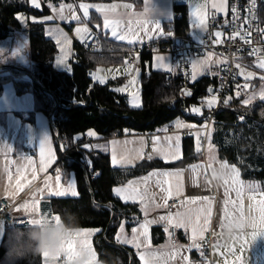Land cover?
Here are the masks:
<instances>
[{"label": "crops", "instance_id": "0c3cea01", "mask_svg": "<svg viewBox=\"0 0 264 264\" xmlns=\"http://www.w3.org/2000/svg\"><path fill=\"white\" fill-rule=\"evenodd\" d=\"M37 2L39 3L38 0ZM220 2L221 0H146L142 9H136L130 5V7L126 8L124 7L126 4L121 3L116 9V12L120 14L122 21L121 29L130 28L135 30L137 21L148 20L150 22L149 27L151 28V31L148 33L137 31L139 40L131 44L127 41H120L114 37L113 38L116 41H120L129 46L145 45L154 41H159L160 39H164L166 38V35L168 36V25L173 20L175 6L184 5L189 12L190 27L188 37L193 41H199L207 33L210 20H226L229 10V0H227L226 13L220 12L212 7L214 3L219 4ZM30 4L33 6L32 0H30ZM67 5L73 6L76 15L80 17L79 23L76 21L61 20L57 14L60 5L55 4L53 5V8L57 9V11L53 12L56 13L57 19L51 16L52 19L49 20L48 23L39 19H29L32 22L38 23L42 21L45 23L47 38L54 41L55 44H57V29H60L61 32L67 36L68 40L71 41V43L68 45H64L63 43L57 44L59 55L56 57L55 61L56 69L70 73L72 72V65L76 61L77 57V50L74 46L75 41L87 43L93 41L98 37V35L102 36L108 34L111 36V34L110 31H106L104 28V15L102 13L97 12L98 16L100 17V21L97 23L96 21L91 20L92 12H89L88 17L85 18L83 15V10H80L75 4ZM196 6H202V13L204 15L203 26L196 22V17L193 15V11ZM64 15L70 16L71 12L66 8ZM111 18L112 16L110 15V19ZM154 21L160 23L161 30L163 31L164 35H161L160 31L155 28L154 23H152ZM97 25H100V27H97ZM84 26H87L90 32L86 35L84 40H81L77 36L75 29L77 27ZM50 32L52 35L49 34ZM91 36H93L92 39H89ZM61 39L63 38L61 37ZM8 47L11 48L9 53L4 57L5 65L22 66L27 70L30 69L31 63L29 59V39H27V37L22 32H15V38L11 46L9 44H1L0 53H3ZM17 50H19L18 54L14 55L13 53H17ZM156 56L165 57L164 62L165 64L171 65V71H166L163 68L156 67ZM118 59L121 61H116L110 65H102L98 68L111 69L115 68V66L118 67V65L124 62L122 59ZM205 59H209V64L206 68H198L196 72V78L194 80L195 83L203 78L205 79V77L217 80L223 68L224 58L214 54H211L210 58L209 53L196 56L193 58V61H203ZM58 60H63V63L58 65ZM112 60L113 58L111 57L109 62ZM150 69L153 72H161L169 76L176 77L178 74V62L168 55L158 54L152 57ZM93 73V80H98L96 78L98 72L96 73L95 78ZM116 73L117 75H113V72H110L111 77H109L112 78L109 80L116 82L114 88L116 87L115 89H119L125 88V86H127L126 91L116 92L125 95L131 107L141 108L142 101L140 88L138 86L137 90L135 88V91H133L137 92L140 98L139 107H134L131 104V88H129L130 84L128 81L129 79L135 80L138 81L137 84L140 85L143 74L142 66L128 67L126 64V67L124 68L119 67V70H116ZM100 75H102V72H100ZM111 81L109 82L111 83ZM14 87L15 86L12 84L5 86L3 95L0 97V198L7 200L12 205L11 213L13 216L25 217L29 219L39 218V216L50 218L51 216L55 215L52 210L53 200L77 199L79 197L77 179L74 173H68L66 169L63 168V166L61 167V165H59V157L61 153L60 147L57 145L56 139L54 137L49 117L35 110V100L32 94L27 93L20 95L16 92ZM227 101L229 100L227 99ZM207 107L208 106L206 102L205 108ZM202 109L203 108H200V110ZM199 115L201 116V111ZM178 123L188 125V127L178 128L176 126ZM174 127L182 130L193 128L194 125L185 121H179L174 124ZM45 136L49 137V145L55 159L52 160L46 170H43L40 164V144ZM157 136L160 137V141L158 143H154L153 138ZM175 136H179L180 140L177 142L175 139H173L172 151H177L178 148V156L175 159L169 158L168 160H165V153L169 150V141L167 140V137ZM196 136L200 137L199 132ZM92 137L98 140V137ZM183 138L185 137L180 133H161L152 135L131 134L97 141L96 143L99 144L98 148H96L95 143L91 149L98 152L101 151V153H109L112 167L116 170L124 171L135 168L145 160H158L164 163H177L181 161L184 155ZM154 147L161 149V151H154ZM113 150L116 152L117 160L121 161V163L116 165H113L112 163ZM141 152L143 153V158L140 156ZM211 157L215 158L210 159V157L205 156L204 160L182 168L153 169L142 174L141 176L131 178L123 184L116 186L125 187L130 181H133L135 182L133 187L138 188L142 193L146 194V208L142 209V202L139 199H137L135 202L131 200L125 201L121 197L115 195L113 191L115 200L117 199L123 204H130L138 208V211L135 214L137 222L135 220V225L130 228L129 231L124 225V233L122 236H126L129 240H132L133 229L142 231L140 229V225L144 223L145 219H147L149 221H157L155 223L149 224V238L151 241L150 250L161 254L168 253L170 258L168 259L167 264H231V262L236 261L238 256L242 257L243 264H264V233H260L254 240L252 239L253 231L260 232L261 229H254L251 226L252 216L256 215V213L250 211L255 203L250 197L255 194L256 199L259 200V193L264 192L263 184H259L256 181L243 179L241 170L234 165L237 169H239L240 179L246 185L244 189L243 218H241L239 210H232L231 205H228L229 215L225 216V201H234L237 199L234 187L231 184L226 185L224 183L225 177L231 176V166L233 164L217 159L213 152L211 153ZM222 163H227L230 167L228 169L222 170ZM33 167L37 169L35 177L32 174ZM18 169L20 172L17 171ZM58 170L60 175L59 182L56 180ZM154 171L172 173L178 172L181 175L179 179L176 176H153L145 182L143 178ZM21 173L23 175H21ZM9 175H11V180H9ZM49 177L51 178L50 180L48 179ZM157 179H159L161 183L158 184ZM169 179L173 182L174 186L173 195L171 197H168L166 191L167 184L163 183V181ZM17 180H20L21 184L23 185L22 191L18 190L16 187ZM46 180L50 184L52 191L58 190L61 187L67 189L70 184H74L78 195L73 197L70 194L64 196H55L50 194L49 189L45 188ZM177 182L181 187V192L179 194L175 192V185ZM226 188L228 190L227 196L225 195ZM40 189H44V191L41 193L39 191ZM205 196L212 201L211 214L207 221V227L205 228L202 235L197 236L195 244L197 245L198 242L205 240L207 234L211 230L215 232L211 262L198 259V248L193 246L191 227H189L187 231L182 228H176V238L175 240H172L169 233V229L172 226H170L166 221H161L159 219L162 216H167L169 213L183 211L184 208L195 209L198 207H208L207 201H198L196 204L187 203L190 198ZM165 199H167L166 206L164 204ZM34 200L39 201V205L35 211H33L32 208L25 209L23 207L24 204H31ZM173 200H178L179 203L173 207H169V201ZM181 200L185 201V205L183 207L180 204ZM145 211L147 212V216H145ZM201 222H204L203 218ZM241 224L244 226L240 227L239 225ZM166 227L168 228L167 232L165 231ZM83 230L85 229H68L69 232H80L76 243L77 252L80 251L85 236L89 235L93 239L97 233L94 231L91 234L86 235ZM2 236H5V231L0 224V237ZM244 239L248 240V244L242 247L241 245L243 244ZM140 242V249H137L133 243H120L117 241V244L128 249L135 250L139 263L143 264L139 256L140 252L146 250L144 247L145 241L142 235L140 236ZM92 244L93 240L91 242L89 238L87 240V245L84 246L85 250L83 255L76 256L71 261L67 259V252H60L59 254L54 253L55 258H49L47 264H85V261L91 259L100 263ZM176 250H178L179 254L175 255L173 258L171 254ZM92 253H94V256ZM60 255H63V260H60ZM43 264H46L44 256ZM237 264H239L238 261Z\"/></svg>", "mask_w": 264, "mask_h": 264}, {"label": "trees", "instance_id": "16d2710c", "mask_svg": "<svg viewBox=\"0 0 264 264\" xmlns=\"http://www.w3.org/2000/svg\"><path fill=\"white\" fill-rule=\"evenodd\" d=\"M44 1L47 7L49 4H75L82 10L79 7L81 3L105 5L122 3L142 9L146 0ZM48 9L41 5L40 9L34 8L30 0H0V45L11 46L15 32H25L29 39L31 63L27 71L52 94L44 92L21 71L3 70L0 71V97L5 86L12 84L18 94H32L35 110L48 117L56 107L54 97L57 98L59 106L53 113L51 126L54 137L59 138L60 151L64 141L73 144L81 139V135L90 131H94L98 141H101L131 134H161L168 127L174 126L177 121L191 123L194 127L204 125V115L212 112L213 109L203 108L201 116L197 118L185 115V111L201 108L204 99L214 90L217 80L205 77L194 82L189 90L183 91L178 76L172 77L165 73L153 72L150 67L152 74L148 76L145 72L146 68L138 65L143 68L140 81L142 106L138 109L132 108L125 95L112 90L116 82L100 85L94 82L92 73L102 65L121 61L118 58L122 59L124 53L146 44L129 46L116 41L108 34L98 35L100 46L98 52L85 53L77 50L72 72L59 71L55 67L59 49L54 41L47 38L46 24L42 21L37 23L30 20L32 17L40 19L49 15ZM174 9L175 12L181 13V17L176 20L178 34L188 36L189 12L184 5H176ZM89 12H92L91 20L98 23L100 17L96 9L90 8ZM260 13L264 23V5ZM10 48L0 53V69L7 66L4 57L9 53ZM111 57L113 60L109 62ZM142 59H150L151 66V55H145ZM258 86L256 80L251 89ZM231 97L227 103L219 106L217 111L219 123L211 128L208 141L210 139L214 144L219 160L237 166L242 172L243 179L260 182L264 187V102L240 107L243 96ZM239 117H242L241 122ZM196 135L183 138L184 155L181 161L164 163L158 160H145L135 168L124 171L112 167L109 153H101L93 149L73 150L68 158L59 161V165L68 173L75 174L79 197L53 200L54 214L60 218L74 214L78 220L76 230H98L92 245L100 263L130 264L132 256V264H140L135 250L119 247L116 239L121 225H125L128 231L135 225L138 208L115 200L113 189L153 169L182 168L204 160L202 146L199 151L196 148ZM202 135L200 134V137ZM90 169L98 174L96 179L92 178ZM113 214L115 218L109 226ZM15 239L19 243H26L28 238L25 234L17 235ZM4 252L5 249L0 247V260L3 259ZM22 264H43V255L41 253L30 256Z\"/></svg>", "mask_w": 264, "mask_h": 264}, {"label": "snow or ice", "instance_id": "6c2138e0", "mask_svg": "<svg viewBox=\"0 0 264 264\" xmlns=\"http://www.w3.org/2000/svg\"><path fill=\"white\" fill-rule=\"evenodd\" d=\"M32 4L34 7L36 8H40V4L37 2V0H32ZM256 5V0H251V7L249 9V12L252 11V9L255 8ZM49 7L51 8L52 5L49 4ZM79 7L83 10V15L85 18L88 17L89 15V9L90 8H94L96 9L97 12H100L104 15V28L106 31H110V34L112 37L116 38L117 40L120 41H127L128 43H134L136 41L139 40V37L137 36V31H142L145 33H148L151 31V28L149 27V21L148 20H140L137 21L136 24V29H121V18H120V14L116 12V9L119 7V5L117 4H112V5H105V4H88V3H81L79 5ZM124 7H130L129 5H124ZM213 8L217 9L220 12H225L227 11V0H221V2L219 4H213L212 5ZM68 9V11L71 12L70 16H65L64 12L65 9ZM53 11H57V9L53 8ZM233 13H236V9L233 8L232 9ZM58 16L61 20H69V21H76L77 23L80 22V17L78 15H76L75 10L73 8L72 5H63L61 4L58 10ZM110 15L112 16V18L110 19ZM193 15L194 17H196V22L203 26L204 24V15L202 13V6H196L194 11H193ZM22 19V18H21ZM46 20H51L52 17H45ZM154 23L155 28L160 31L161 35H164L163 31L161 30V26L160 23L157 21L152 22ZM97 27H99V25H97ZM77 36L81 39L84 40L86 38V35L89 34L90 30L87 28V26L84 27H77L75 29ZM261 32H264V29H261ZM57 33V44H61L63 43L64 45H68L71 43L70 40H68L67 36L65 34H63L61 32L60 29L56 30ZM50 35H52V33H49ZM215 36L217 38H219L221 36L220 32H216ZM234 36H239V38L244 41L245 43H250V34L248 35V38L246 39L245 36L240 35L239 32L234 33ZM61 37L63 39H61ZM217 43H220L219 40L216 41ZM201 43H203V41H201ZM63 51V48H62ZM264 51V50H260V49H253L252 52L250 53V55H256L259 52ZM19 50H17V53H13L18 54ZM211 57V53H209V58ZM156 60V67L158 68H163L166 71H171V65L169 64H165V57L163 56H156L155 57ZM63 63V60H58L57 64H61ZM209 64V59H205L203 61H193L192 62V69H193V74H192V78L193 80H195L196 78V72L198 70V68H206ZM237 67L239 68L240 66L237 65ZM258 67L260 69H264V56H261L259 58V62H258ZM241 75H244L243 70H241ZM252 73H248L247 76H252ZM97 79H99V81L101 83H104V79L102 77H96ZM247 78V77H246ZM136 81L132 80L130 81L131 85H135ZM239 87V86H238ZM246 87V85H245ZM127 86H125V88H119L116 89V91L119 92H124L126 91ZM209 91H211V89H209ZM189 95L191 94L190 92L188 93ZM139 95L137 92H132L131 93V104L134 107H139ZM261 99H264V92L261 93ZM216 103V97L213 96L212 99L207 101V106L209 108H212L213 105ZM225 103H227V100L225 101ZM245 104L249 103L248 100L244 101ZM192 111H194L195 113H200V108H193ZM178 128L180 127H188V125H184V124H177L176 125ZM89 136H95L96 133L94 131H90L88 133ZM154 143H158L160 141V137H154ZM173 139H175L177 142L180 140L179 136H175V137H167V140L169 141V150L165 153V160H168L169 158L171 159H175L178 156V148L177 151H172L173 145H172V141ZM115 143V142H113ZM47 146V148H46ZM84 147H90L89 145H84ZM196 148L197 151H199L200 148V140L197 137L196 140ZM212 150V146L211 144H209V152L211 153ZM154 151L156 152H160L161 149L159 148H155L154 147ZM141 158H143V153L141 152L140 154ZM211 159H214V157H211ZM54 154L51 151L50 145H49V137L45 136L43 141L40 144V164L42 166L43 170H46L48 165L52 162V160H54ZM150 159V157H149ZM130 162V161H129ZM112 163L113 165H116L118 163H121V161L117 160V156H116V152L115 150H113L112 153ZM230 166L227 163H222L221 164V169H228ZM18 172H20V170H17ZM37 172V169L35 167L32 168V174L35 177ZM21 175H23L21 173ZM180 173H172V172H159V171H154L152 173H149L148 176L144 177L143 180L146 182L147 180H149L151 177L155 176V177H172V176H176L178 179L180 178ZM49 180L51 179L50 177L48 178ZM9 180H11V175H9ZM56 180L57 182L60 181V175H59V170H58V174L56 176ZM135 182L130 181L128 183L127 186L125 187H116L114 188V193L115 195H117L118 197H121L122 199H124L125 201L131 200L133 202H135L137 199H139L142 204L141 207L142 209L146 208V194L142 193L138 188L133 187V184ZM157 183H161V181L159 179H157ZM163 183L167 184V194L168 197H171L173 195V182L169 179V180H165L163 181ZM224 183L226 185L231 184L234 187V190L236 192V196L237 199L236 200H226L225 201V216L229 215V209H228V205L232 206V210L236 211L239 210L241 218H243V200H244V189L246 187V185L244 184V182L240 179V172L239 169H237L234 165L231 166V176L230 177H225L224 179ZM16 187L18 190L22 191L23 190V185L21 184L20 180H17L16 182ZM248 187H253V186H248ZM45 188L49 189L50 194H53L55 196H64V195H68L70 194L71 196L75 197L78 195L74 184H70L68 186L67 189L61 187L58 190L52 191L51 190V186L48 183V181H45ZM163 190V189H162ZM41 193L44 191V189H40L39 190ZM175 192L177 194H179L181 192V187L180 184L177 182L175 185ZM12 194V193H10ZM225 195H228V190L227 188L225 189ZM260 199L257 200L256 199V195H252L250 198L255 202L254 205L252 206V208L250 209V211L256 213V215L252 216V223L251 226L255 229V228H259L261 229L260 232H256L253 231L252 233V239L254 240L256 238V236L260 233H264V192H260L259 193ZM198 201H207L208 207H198V208H184L183 211H177L175 213H169L167 216H162L159 219L161 221H166L170 226L175 227V228H182L185 231L188 230L189 227H191V238L193 240V246L195 247H199L198 245L195 244V240L197 238L198 235H202L205 228L207 227V221L210 217L211 214V204L212 201L208 198V197H195V198H190L187 203L188 204H196ZM164 204L165 206L167 205V199L164 200ZM181 206L183 207L185 205V201L181 200L180 201ZM39 205V201L34 200L31 204H24L23 207L25 209L28 208H32L33 211H35V209L38 207ZM159 206V205H157ZM145 216H147V212L145 211ZM203 218V223L201 222ZM56 223L59 224L60 223V217L58 215H53L50 218H45L44 216H39V218H33L29 220V223L33 224V225H45L47 223ZM157 221H149L147 219H145L144 223L140 225V229L142 231H138L137 229H133V237L132 240H129L126 236H122V234L124 233V228L123 225H121L120 227V232L117 234L116 239L118 242L120 243H133L134 246L137 249L141 248V242H140V236L142 235L145 241L144 247H145V251L140 252L139 256L141 261L143 262V264H167L169 257L168 253H158L155 251L150 250L151 248V241L149 238V224L150 223H155ZM240 227H243L244 225H239ZM84 233L86 235L91 234L94 231H98V230H83ZM165 231H168V228H165ZM80 235V232H74L71 234L70 238L68 240H66L64 242V244L62 245L61 251L60 252H67L68 256L67 259L69 261L73 260L74 257L76 256H80L83 255L84 253V246L87 245V240L83 241V245L80 249L79 252L76 251V243H77V237ZM171 243V241H170ZM248 244V240L244 239L243 240V244L241 245L242 247L244 245ZM59 252V253H60ZM59 253H55V254H59ZM179 252L178 250L174 251L171 255L174 258L175 255H178ZM92 255L94 256V253H92ZM43 256L45 257L46 260V264L49 258H55L54 253L49 252V251H45L43 253ZM237 261L239 262V264H243V260L242 257L238 256L236 261L231 262V264H237Z\"/></svg>", "mask_w": 264, "mask_h": 264}, {"label": "built area", "instance_id": "2783aa9c", "mask_svg": "<svg viewBox=\"0 0 264 264\" xmlns=\"http://www.w3.org/2000/svg\"><path fill=\"white\" fill-rule=\"evenodd\" d=\"M42 7L48 9L44 0H38ZM264 5V0H256L255 8L249 12L251 7V0H229V10L225 21L219 19H212L208 25L207 33L199 40L193 41L187 36H180L176 27V20L181 17L180 12H175L172 22L168 25L169 35L164 39H160L151 44L145 46L134 47L123 54L122 59L126 62L127 66L142 65L146 68V74L151 76L152 71L150 67V59H142L143 56H150L151 58L158 54H165L178 62V74L179 85L183 91H187L194 83L192 78V59L196 56H201L206 53H211L224 58L223 68L216 81V86L213 93H210L207 97H216V103L211 109L212 112L204 115V125L202 127H195L189 129H177L174 126H170L165 130L166 134L180 133L184 137L193 136L197 132L202 135L200 139V145L203 147L202 153L206 156V146L208 143V135L211 128L219 123L217 117V111L219 106L225 103L229 95H247L251 89V82L249 80L240 79V68L237 65L248 62H254L258 65L259 58L264 56V51L259 52L256 55H250L253 49L264 50V23L261 20V8ZM236 9L234 14L232 9ZM49 10V9H48ZM216 32H220L221 36L217 38ZM239 32L240 35L248 38L250 34V43H245L239 36H234V33ZM219 40L220 43L216 41ZM203 41V43H201ZM75 48L85 53L98 52L99 40L96 38V42H87L85 44L75 41ZM263 70L264 69H260ZM246 85V87H245ZM239 86V87H238ZM206 97V98H207ZM206 103H203L201 107H205ZM209 108V107H207ZM185 115L197 118L198 115L192 110L185 111ZM239 121H242V117H239ZM81 139L73 144L68 141H64L61 144V153L59 161L68 158L73 150L91 149L93 145L98 141L88 133L81 135ZM89 145L90 147H84ZM92 178L96 179L98 174L90 169ZM179 203L178 200L169 201L168 206L173 207ZM12 205L5 199L0 198V224L4 231H11V227L14 225L23 226L29 223V218L16 217L11 213ZM170 237L172 240L176 238V228L171 227L169 229ZM214 231H210L205 240L198 242V259L211 262L212 261V246L214 242ZM60 260H63V255H60Z\"/></svg>", "mask_w": 264, "mask_h": 264}, {"label": "clouds", "instance_id": "9594fccd", "mask_svg": "<svg viewBox=\"0 0 264 264\" xmlns=\"http://www.w3.org/2000/svg\"><path fill=\"white\" fill-rule=\"evenodd\" d=\"M60 220L59 224L53 222L41 226L28 223L23 226H12L11 231L8 230L5 236L0 237V247L5 249L0 264H22L28 257L40 255L45 251L59 253L64 242L72 234L68 229L78 227V220L74 214L63 216ZM25 234L28 238L26 243L16 241L17 235Z\"/></svg>", "mask_w": 264, "mask_h": 264}, {"label": "rangeland", "instance_id": "374dc122", "mask_svg": "<svg viewBox=\"0 0 264 264\" xmlns=\"http://www.w3.org/2000/svg\"><path fill=\"white\" fill-rule=\"evenodd\" d=\"M176 1H179V0H176ZM53 5H52V7L50 8L49 7V15H47V16H52L53 18H55V19H57L56 18V13H54L53 12ZM47 16H44V17H41L39 20H42V21H45V22H49V20H46L45 19V17H47ZM31 19H38V18H34V17H32ZM22 33L27 37V39H28V36L26 35V33L25 32H23L22 31ZM168 35H169V33H168ZM92 37L93 36H91V38H89V39H92ZM166 37H168L167 35H166ZM87 40V39H86ZM14 41V40H13ZM90 42H92V43H94V42H96V38L93 40V41H90ZM78 43H80V42H78ZM81 44H85L84 42L83 43H81ZM149 44H151V43H149ZM75 45V44H74ZM99 49H100V46H99ZM30 54V53H29ZM192 61H193V59H192ZM239 68H240V71L241 70H243V72H244V75H240V79H242V80H249L250 82H251V84H254V82L256 81V80H258V83H259V86H258V88H256L255 90H253V89H251L250 91H249V93L247 94V95H245V96H243V102L240 104V107H242V105H252V104H255V103H257V102H260V101H263L264 102V99H261V93L262 92H264V71H261L260 70V68L258 67V65H256V63H254V62H248V63H245L244 65H242V64H239ZM119 67H126V64L123 62L122 64H120V65H118V67H116L115 66V68H111V69H99V68H97V69H95L93 72V75H94V78H95V76H96V73L98 74L97 75V77H102L103 79H104V83H101L100 81H99V79L98 80H95L94 82L95 83H98V84H101V85H106L109 81H111V80H109V79H112V78H109V77H111L110 76V72H113V75H117V73H116V70H119ZM97 70V71H96ZM100 72H102V75H100ZM68 73V72H67ZM248 73H252L253 75L252 76H247V74ZM247 77V78H246ZM130 81H132L131 79H129V81H128V83L130 84ZM137 82L138 81H136V83H135V85H129V88H131L130 89V92L132 93L133 91H135V88H136V90H137V88H138V86H139V88L141 89V87H140V85H138L137 84ZM116 88V87H115ZM115 88H113L112 90H114V91H116V89ZM131 95V94H130ZM232 95H229L228 96V100H230L232 97H231ZM234 96H236V97H239L240 95H234ZM210 99H212V98H205L204 99V101L205 102H207L208 100H210ZM245 100H248L249 101V103H247V104H245L244 103V101ZM133 108V107H132ZM136 109H138V108H136ZM177 122H179V121H177ZM202 135V134H201ZM198 138H199V136H197ZM209 144H211V146H212V150H211V153L213 152L215 155H216V158L218 159V156H217V153H216V149H215V147H214V144L212 143V141L209 139V141H208V143H207V146H206V156L207 157H210L211 156V153L209 152ZM98 143H96V148H98ZM200 147H201V145H200ZM201 149L203 150V147H201ZM215 158V157H214ZM211 159V158H210ZM213 161V160H212ZM257 183H259V184H261L260 182H257ZM124 226V225H123ZM85 230H93V229H85ZM71 233H74V232H72V231H70ZM90 238V240H91V242H92V238H91V236H85L84 237V240H88ZM85 264H100V263H98V262H96V261H93L92 259L91 260H87V261H85Z\"/></svg>", "mask_w": 264, "mask_h": 264}, {"label": "water", "instance_id": "95a60500", "mask_svg": "<svg viewBox=\"0 0 264 264\" xmlns=\"http://www.w3.org/2000/svg\"><path fill=\"white\" fill-rule=\"evenodd\" d=\"M3 70H17V71H21V72H23L26 76H28L35 84H37V85H39V87L44 91V92H46V93H48V94H51L49 91H47L46 89H44L43 87H42V85H40L39 83H38V81L30 74V72H28L27 71V69H23V68H21V67H19V66H15V65H7V66H5V67H3V68H1L0 69V71H3ZM255 88L256 87H254L253 88V90H255ZM52 95V94H51ZM54 99H55V101H56V107H55V109H54V111H56V109L58 108V106H59V104H58V102H57V98H55L54 97ZM54 111H53V113H54ZM53 113L50 115V117H49V119H50V121L53 119ZM56 139V142H57V145L59 146L60 145V141H59V138H55ZM85 175H86V178H87V174L85 173ZM107 207V206H106ZM114 218H115V214H113L112 215V219H111V221H110V223H109V226L112 224V222H113V220H114ZM108 226V227H109ZM108 229V228H107ZM118 246L119 247H121V248H123V246H121V245H119L118 244ZM132 262H133V257L131 256V262H130V264H132Z\"/></svg>", "mask_w": 264, "mask_h": 264}, {"label": "flooded vegetation", "instance_id": "af4514ba", "mask_svg": "<svg viewBox=\"0 0 264 264\" xmlns=\"http://www.w3.org/2000/svg\"><path fill=\"white\" fill-rule=\"evenodd\" d=\"M261 71H263V70H261Z\"/></svg>", "mask_w": 264, "mask_h": 264}]
</instances>
